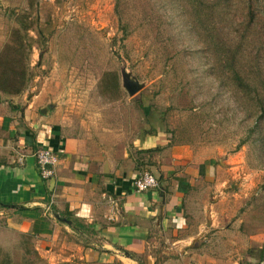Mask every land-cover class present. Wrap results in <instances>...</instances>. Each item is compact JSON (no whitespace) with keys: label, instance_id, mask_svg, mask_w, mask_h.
I'll return each mask as SVG.
<instances>
[{"label":"rangeland","instance_id":"rangeland-1","mask_svg":"<svg viewBox=\"0 0 264 264\" xmlns=\"http://www.w3.org/2000/svg\"><path fill=\"white\" fill-rule=\"evenodd\" d=\"M5 70L19 87L26 72L19 102L39 96L38 115L52 106L75 134L130 141L161 127L207 153H240L243 223L223 238L254 236L261 245L245 246L240 263L264 264V0H0ZM126 80L140 90L130 94ZM155 238L154 250L179 253Z\"/></svg>","mask_w":264,"mask_h":264},{"label":"crops","instance_id":"crops-1","mask_svg":"<svg viewBox=\"0 0 264 264\" xmlns=\"http://www.w3.org/2000/svg\"><path fill=\"white\" fill-rule=\"evenodd\" d=\"M21 94H0V264H21L20 248L25 264H241L243 248L259 244L223 238L243 223L240 153H207L161 127L130 141L75 134L52 106L38 115L39 96ZM39 147L58 158L50 181L38 173ZM146 169L158 187L138 192ZM157 235L179 253L154 250Z\"/></svg>","mask_w":264,"mask_h":264},{"label":"built area","instance_id":"built-area-1","mask_svg":"<svg viewBox=\"0 0 264 264\" xmlns=\"http://www.w3.org/2000/svg\"><path fill=\"white\" fill-rule=\"evenodd\" d=\"M38 173L44 181H50L56 176V164L58 161L55 152L46 147H39L34 151ZM134 187L138 192H146L158 187L157 178L149 171L138 173L134 180Z\"/></svg>","mask_w":264,"mask_h":264},{"label":"trees","instance_id":"trees-1","mask_svg":"<svg viewBox=\"0 0 264 264\" xmlns=\"http://www.w3.org/2000/svg\"><path fill=\"white\" fill-rule=\"evenodd\" d=\"M19 31L16 30L15 33L13 34L14 36V41H13V45H19V44H22L21 42H19ZM18 35V37H17ZM23 41V39H22ZM13 46V47H14ZM8 47V51L9 49H11L9 46H6V48ZM12 47V48H13ZM7 55L6 54V51L2 53V56H5ZM8 56H10V54L8 53ZM7 69H10V68H7ZM6 73H4L3 75H1L0 77V92L1 93H5V94H8V95H18V94H21L23 89L26 87L24 83L25 81V76H26V72H24V75L21 76V79L23 78V80L20 79L21 81V86H17V81L19 80L18 79V75L15 71L13 70H10L9 72L5 70ZM12 74V75H11ZM236 78L240 81V85H242L244 88H247V84L244 82L243 78H241L238 74H236ZM18 87V88H17ZM10 89L12 91H10ZM9 90V91H8ZM263 110H264V106H263Z\"/></svg>","mask_w":264,"mask_h":264},{"label":"water","instance_id":"water-1","mask_svg":"<svg viewBox=\"0 0 264 264\" xmlns=\"http://www.w3.org/2000/svg\"><path fill=\"white\" fill-rule=\"evenodd\" d=\"M125 86L129 90L130 94H132V95L137 93L141 88L139 85L135 84L134 82H132L130 80H126Z\"/></svg>","mask_w":264,"mask_h":264}]
</instances>
